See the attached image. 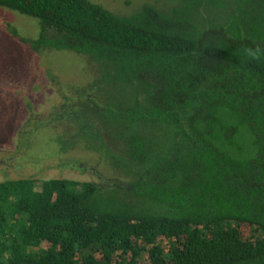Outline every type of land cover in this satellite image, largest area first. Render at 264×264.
Returning a JSON list of instances; mask_svg holds the SVG:
<instances>
[{
    "label": "trees",
    "instance_id": "obj_1",
    "mask_svg": "<svg viewBox=\"0 0 264 264\" xmlns=\"http://www.w3.org/2000/svg\"><path fill=\"white\" fill-rule=\"evenodd\" d=\"M0 7L39 22L9 30L32 52L96 70L21 132L72 129L54 155L90 153L66 166L95 180L0 182V264H264V0Z\"/></svg>",
    "mask_w": 264,
    "mask_h": 264
},
{
    "label": "rangeland",
    "instance_id": "obj_2",
    "mask_svg": "<svg viewBox=\"0 0 264 264\" xmlns=\"http://www.w3.org/2000/svg\"><path fill=\"white\" fill-rule=\"evenodd\" d=\"M90 1L113 13L128 15L148 0ZM9 30L34 40L39 34V22L0 7V182L27 178L95 180L92 171H81L83 165L80 171L66 166L70 159L88 163L90 153L76 149L54 155L56 139H67L72 129L67 132L64 125L54 123L39 129L30 142L27 135L21 136L22 131L28 132L30 121L50 119L63 105L62 96L70 87H82L94 80L95 68L71 52L48 50L36 54ZM44 143L48 148L42 152L39 147Z\"/></svg>",
    "mask_w": 264,
    "mask_h": 264
}]
</instances>
